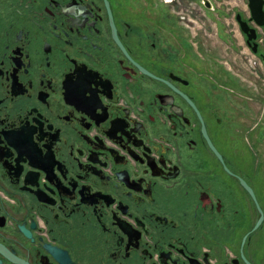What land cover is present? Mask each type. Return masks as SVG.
<instances>
[{
	"label": "flooded vegetation",
	"instance_id": "1",
	"mask_svg": "<svg viewBox=\"0 0 264 264\" xmlns=\"http://www.w3.org/2000/svg\"><path fill=\"white\" fill-rule=\"evenodd\" d=\"M184 2L0 0V264H264V109L185 53Z\"/></svg>",
	"mask_w": 264,
	"mask_h": 264
},
{
	"label": "rangeland",
	"instance_id": "2",
	"mask_svg": "<svg viewBox=\"0 0 264 264\" xmlns=\"http://www.w3.org/2000/svg\"><path fill=\"white\" fill-rule=\"evenodd\" d=\"M185 0L184 39L194 59L214 74L216 84L231 92L233 112L237 118L258 117L264 109V67L246 46L243 33L235 19L236 13L249 16L247 0H214L215 12L205 11L199 3ZM172 21L167 20L170 25ZM196 35L193 42L188 36ZM189 39V40H188ZM260 107V108H259ZM264 118V110L263 116Z\"/></svg>",
	"mask_w": 264,
	"mask_h": 264
},
{
	"label": "water",
	"instance_id": "3",
	"mask_svg": "<svg viewBox=\"0 0 264 264\" xmlns=\"http://www.w3.org/2000/svg\"><path fill=\"white\" fill-rule=\"evenodd\" d=\"M248 6L250 9L251 19L255 21L258 25L264 26V11L263 7V0H248ZM236 21L240 27V30L243 34L247 36V43H250V40L254 37V35L248 33V31L254 32L253 28H249L247 22L241 20L240 15H236ZM256 44H253V50H255Z\"/></svg>",
	"mask_w": 264,
	"mask_h": 264
}]
</instances>
